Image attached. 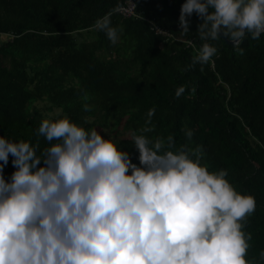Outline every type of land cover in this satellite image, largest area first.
Listing matches in <instances>:
<instances>
[{"label":"trees","instance_id":"16d2710c","mask_svg":"<svg viewBox=\"0 0 264 264\" xmlns=\"http://www.w3.org/2000/svg\"><path fill=\"white\" fill-rule=\"evenodd\" d=\"M126 1L0 0V34L7 36L0 39V137L38 144L40 155L50 146L37 133L42 120L67 117L112 139L141 166L132 134L163 138L166 150L171 136L172 151L184 148L195 159L198 149L202 166L226 170L234 189L254 198L255 211L243 222L252 237L246 259L264 264V33L246 34L241 53L221 36L201 40L196 13L182 34L186 0H131L132 16L116 10ZM106 15L115 44L96 27ZM204 43L217 52L193 65ZM151 109L153 131L141 133ZM12 160L3 170L7 181Z\"/></svg>","mask_w":264,"mask_h":264},{"label":"clouds","instance_id":"9594fccd","mask_svg":"<svg viewBox=\"0 0 264 264\" xmlns=\"http://www.w3.org/2000/svg\"><path fill=\"white\" fill-rule=\"evenodd\" d=\"M193 13L203 21L201 40L222 32L241 53L246 34L264 33V0H186L182 34ZM96 27L117 42L108 15ZM216 52L204 43L193 65ZM154 112L141 133L153 131ZM37 133L50 145L40 155L38 144L0 137V264H253L243 222L255 200L234 189L226 170L202 166L198 149L192 159L184 148L171 150V136L166 150L163 138L133 133L137 166L112 139L67 117L42 120ZM10 155L16 170L7 181Z\"/></svg>","mask_w":264,"mask_h":264},{"label":"built area","instance_id":"2783aa9c","mask_svg":"<svg viewBox=\"0 0 264 264\" xmlns=\"http://www.w3.org/2000/svg\"><path fill=\"white\" fill-rule=\"evenodd\" d=\"M120 12L125 16H132L135 14V3L131 0H127L125 5L119 8ZM149 28L155 33H161L165 36L168 35V32L161 29V27L155 25L153 22H149ZM3 39L7 38L5 34H3ZM0 39H2V34H0Z\"/></svg>","mask_w":264,"mask_h":264},{"label":"water","instance_id":"95a60500","mask_svg":"<svg viewBox=\"0 0 264 264\" xmlns=\"http://www.w3.org/2000/svg\"><path fill=\"white\" fill-rule=\"evenodd\" d=\"M220 36L223 37V39H225V41H226L227 43L233 45V42H232L231 40H229L226 36H224L222 32H221Z\"/></svg>","mask_w":264,"mask_h":264},{"label":"rangeland","instance_id":"374dc122","mask_svg":"<svg viewBox=\"0 0 264 264\" xmlns=\"http://www.w3.org/2000/svg\"><path fill=\"white\" fill-rule=\"evenodd\" d=\"M4 37H3V34H2V39H3ZM41 103L40 102H38L37 103V105H40ZM56 112H58V109L57 108H55L52 112H50L49 114L51 115L52 113H56Z\"/></svg>","mask_w":264,"mask_h":264}]
</instances>
